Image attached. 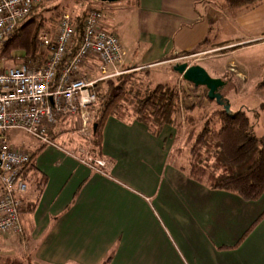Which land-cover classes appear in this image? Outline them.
I'll use <instances>...</instances> for the list:
<instances>
[{"label":"crops","instance_id":"0c3cea01","mask_svg":"<svg viewBox=\"0 0 264 264\" xmlns=\"http://www.w3.org/2000/svg\"><path fill=\"white\" fill-rule=\"evenodd\" d=\"M90 8L121 41L128 68L166 69L179 57L219 51L239 75H264V1L233 14L222 0H77L71 12ZM97 66L89 59L82 70L98 79ZM108 78L113 76L99 81ZM163 129L154 136L137 121L108 117L101 128L97 157L106 165L100 170L80 163L55 142L62 135H53L48 146L58 152L51 168L36 162L26 169L27 180L30 171L39 173L36 183L43 185L36 202L27 192L23 196L28 223L20 220L18 235H0V255L25 264H101L108 256V264H264V215L251 227L264 211V194L245 201L193 181L168 164L177 144L174 130ZM35 142L33 155L47 147ZM143 162L150 164L145 174L138 166ZM155 162L161 171L156 177ZM171 208L182 224L177 230Z\"/></svg>","mask_w":264,"mask_h":264},{"label":"built area","instance_id":"2783aa9c","mask_svg":"<svg viewBox=\"0 0 264 264\" xmlns=\"http://www.w3.org/2000/svg\"><path fill=\"white\" fill-rule=\"evenodd\" d=\"M43 1L0 0V43ZM77 16L63 11L54 24L42 28L35 57L0 58V235L21 233L19 215L28 190L26 166L31 158L10 143L6 132L22 130L42 145H54L51 133L57 123L77 114L84 131L96 103L97 81L121 74L125 54L121 41L103 29L99 10L85 12L78 41ZM89 59L98 62V79L82 70ZM68 153L91 168L100 170L106 165L86 150Z\"/></svg>","mask_w":264,"mask_h":264},{"label":"trees","instance_id":"16d2710c","mask_svg":"<svg viewBox=\"0 0 264 264\" xmlns=\"http://www.w3.org/2000/svg\"><path fill=\"white\" fill-rule=\"evenodd\" d=\"M222 1L228 11L238 14L253 9L264 0ZM43 8L44 1L0 43V58H10L14 51L21 52L18 56L24 59L37 55V36L53 20L52 17L45 19L41 16ZM84 14L76 17L77 41L81 35ZM73 52L74 49L69 54ZM131 76H116L111 78L112 83H106V80L96 83L93 152L97 156L100 155L101 128L108 117L137 121L154 136H158L163 127L168 125L174 130V141L184 127L187 128V133L182 143L178 142L169 152V165L184 171L190 179L207 188L234 193L245 201H255L264 194V138L254 135L253 122L243 109L233 112L220 105L221 107L210 111L204 110L201 116L196 117L191 112L198 107L203 108L204 102L210 100L204 87H195L186 82L187 88L184 91L171 84L136 89L135 85L130 84ZM260 86L264 88V79ZM197 94L198 104L196 101L186 102ZM184 109L186 114L182 120ZM258 115V112L253 113L254 118ZM179 158L186 160L181 162ZM31 166L30 158L26 169ZM23 206L20 212L24 211ZM263 215L264 211L251 227ZM110 259L111 256H108L101 264H108ZM0 264L25 263L20 258L0 255Z\"/></svg>","mask_w":264,"mask_h":264},{"label":"rangeland","instance_id":"374dc122","mask_svg":"<svg viewBox=\"0 0 264 264\" xmlns=\"http://www.w3.org/2000/svg\"><path fill=\"white\" fill-rule=\"evenodd\" d=\"M76 1L77 0H44V8L41 10L40 14L45 19L52 17L53 20L49 24L52 25L54 24V21H56V17L58 16L59 13L63 11L71 12V10H73L74 8ZM90 1L95 3L98 2L96 0H90ZM125 1L126 0H121V1L119 0L117 2H125ZM213 25L214 24H211V26ZM7 38L8 35L4 38V40H6ZM20 54L21 52L19 51L11 52L12 56H18ZM7 60L12 61L11 57L7 58ZM125 62H126V53L124 54V57L120 63L119 70L121 74H119L118 77L131 74L132 78L130 80V84L135 85L136 89L138 88L142 89L146 86L153 87L157 84H171L177 86L180 89V91H184V89L187 88L186 81H184L179 74L174 72L171 66L177 63L186 62L188 65H194L196 63L197 65H201L203 68L205 67L204 69L211 77L220 78L223 81L228 80V83H226L225 87L221 90V93L223 95V98L227 100L229 109L233 112L243 109L246 112L247 116L253 122L254 135L257 137H264V88L260 86V82L264 79V75L263 76L260 75L259 77L257 72L253 74L245 73L243 75H239V72L236 69L234 70L228 68L227 60L223 59L222 57H219V51L218 52L205 51L198 54H191L189 56L179 57L176 60L169 62L167 64L166 69L164 67H145V66L132 69L130 67L128 68ZM96 77H99V74ZM112 79L108 78V80H106L105 82L106 83L111 82ZM188 101H196L197 103L199 101V94L191 96L189 99L186 100V102ZM182 106H183V102H182ZM218 107L221 106L215 100L205 101L203 108L198 107L194 109L191 112V115L199 117L203 114L204 110L210 111ZM254 112H258L259 114L256 118H254L253 116ZM185 114H186V110L184 109L181 117L182 120ZM71 118L73 119L72 120L63 119L59 121L55 128V131L51 133V138L53 137V135H55V137L58 135H62L58 139L56 138L55 142L59 144V146L62 149L68 150L73 154L78 153L79 150L80 151L86 150L90 154H92V156L94 155L97 156L93 152V149L95 148L93 147L94 144L93 124L95 123L94 106L92 108V113H90L89 115V120L87 121L84 131H83L82 119L80 118V116H78L77 114L72 116ZM163 128H164L163 129L164 134L170 132L171 130V127L168 125L164 126ZM186 133H187V128L183 127L181 129L180 135L178 136L177 140L175 139V143L176 144L178 142L182 143ZM164 134L163 136H165ZM6 137L9 139L10 143L14 147L27 151L32 156L31 157L32 165H34V163L37 162L38 165H40V167L42 168L44 167L47 170L51 168L49 165H51L54 158L53 152H58L55 148L47 145V147L41 148L33 155L32 153L33 150L31 149V147L36 140L32 136L28 135L22 130H9L6 132ZM70 141L73 144H69ZM34 144H36V142ZM40 153H42V155L41 157H38ZM180 160L181 158H179V161ZM184 160L186 159L184 158L183 160H181V162H183ZM147 164H148L147 162L138 164L139 167L144 169V171H142L143 174H145L146 172L145 168ZM149 165L150 164H148V166ZM159 166L160 164L155 162L153 166L154 177H156V175L160 174L161 172ZM31 170L32 172L33 171L35 172V168H32ZM29 173H30L29 175L30 176L32 175L33 177L32 180L31 179L27 180L28 181L27 194L28 196L30 194V198L28 197V199L29 200L34 199L33 202H36L38 199V192L41 190V188L43 189V185L37 186L36 182L37 179H39V173L32 174L31 171ZM176 213H177L176 208H171L170 222L172 224L174 223L177 225L178 216ZM29 215L30 214H28V212H23V211L20 212L19 217L21 223H24V220L26 223H28V219L30 218ZM180 227H182V224L178 223L176 230L177 228ZM13 238L17 239L18 236H14ZM2 239L3 238L0 237V245L1 242L3 241Z\"/></svg>","mask_w":264,"mask_h":264},{"label":"water","instance_id":"95a60500","mask_svg":"<svg viewBox=\"0 0 264 264\" xmlns=\"http://www.w3.org/2000/svg\"><path fill=\"white\" fill-rule=\"evenodd\" d=\"M100 2H115L119 0H97ZM182 79L195 87H204L207 90V97L215 100L218 104L223 105L229 110L228 102L223 98L221 90L225 87L226 82L220 78L211 77L207 71L200 65H188L186 62L177 63L172 68ZM225 100V101H224ZM226 105H225V104ZM96 124H93L95 131Z\"/></svg>","mask_w":264,"mask_h":264}]
</instances>
